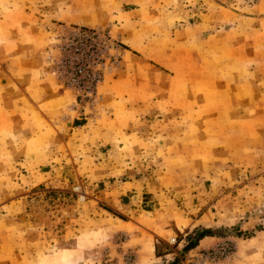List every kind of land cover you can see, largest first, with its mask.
I'll list each match as a JSON object with an SVG mask.
<instances>
[{"label":"rangeland","instance_id":"1","mask_svg":"<svg viewBox=\"0 0 264 264\" xmlns=\"http://www.w3.org/2000/svg\"><path fill=\"white\" fill-rule=\"evenodd\" d=\"M66 26L117 47L93 104L47 57ZM24 51L0 66V264H264V0H0V63ZM192 224L231 256L185 250Z\"/></svg>","mask_w":264,"mask_h":264},{"label":"built area","instance_id":"2","mask_svg":"<svg viewBox=\"0 0 264 264\" xmlns=\"http://www.w3.org/2000/svg\"><path fill=\"white\" fill-rule=\"evenodd\" d=\"M56 41L55 56H47L54 65V74L75 92L78 102L93 104L106 66L117 59L114 54L117 47L110 31L102 27L66 26ZM232 253L233 245L224 241L203 250L199 256L206 261H216Z\"/></svg>","mask_w":264,"mask_h":264},{"label":"crops","instance_id":"3","mask_svg":"<svg viewBox=\"0 0 264 264\" xmlns=\"http://www.w3.org/2000/svg\"><path fill=\"white\" fill-rule=\"evenodd\" d=\"M20 56H21V58L17 57V55L15 53L14 55H12L13 58L6 59L5 61H1V63H0V66H3V68H7L8 71H10L12 74L14 73L15 76L14 75L13 76H14L15 79L18 78L16 74L18 72L19 67L20 68L25 67V69L27 67H31L32 63H33V60H34V59H32L33 56L32 57L29 56V53H27L26 51H24V54L20 55ZM29 57H30L31 61L28 60ZM38 60H39V58H38ZM35 61L37 62V60H34V62ZM24 78H25V82H26V86H25V90H26L27 87H29V84H28V82L26 80V79H28V77L25 76ZM44 79L47 80L46 82H44V105H46V103L49 102V101H55L54 103H56V105H57L59 103V100H58L59 96H62L63 93H62V91L57 89V87L56 88L53 87L54 83H53L52 77L50 76V74L45 69H44ZM0 81H2V76H0ZM59 86L60 85H58V87ZM28 93L29 92H27V90L24 91V94L26 96H28ZM78 126L79 125H75V127H78ZM195 227H198V224H192L191 226H189L188 231L185 233V235L187 233H189L190 231L192 232L195 229ZM176 229H177V227L174 226V227H171L169 229H166V231H170V234L173 235V234L176 233ZM219 240H220V238L217 237L216 235L205 236V237H203L202 239L199 240V244H198V246L196 248H199L201 246H203L204 248L213 246ZM162 241L164 243V247L161 250V254L160 255H156V253L154 254L156 259H158V258L159 259H163L164 257H167L169 255L174 254V251H172V247L169 244V239L167 238L166 241L165 240H162ZM153 247H154L153 251H156L155 250V244L153 245Z\"/></svg>","mask_w":264,"mask_h":264},{"label":"trees","instance_id":"4","mask_svg":"<svg viewBox=\"0 0 264 264\" xmlns=\"http://www.w3.org/2000/svg\"><path fill=\"white\" fill-rule=\"evenodd\" d=\"M105 208L110 212H112L114 215L123 218L121 214L117 213L112 208L107 206H105ZM212 235H216V232L209 228H204V229L195 228L191 233H189L186 236L187 244L184 246V249L188 250L190 248H193L198 245L200 239H202L205 236H212ZM155 250H156V254L160 255L157 244H155Z\"/></svg>","mask_w":264,"mask_h":264},{"label":"clouds","instance_id":"5","mask_svg":"<svg viewBox=\"0 0 264 264\" xmlns=\"http://www.w3.org/2000/svg\"><path fill=\"white\" fill-rule=\"evenodd\" d=\"M86 257L75 254L74 257L69 260L67 257H62L57 261V264H85ZM41 264H46L45 261H42Z\"/></svg>","mask_w":264,"mask_h":264}]
</instances>
